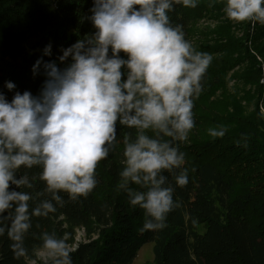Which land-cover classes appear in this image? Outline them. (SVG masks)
<instances>
[{"label":"clouds","instance_id":"clouds-1","mask_svg":"<svg viewBox=\"0 0 264 264\" xmlns=\"http://www.w3.org/2000/svg\"><path fill=\"white\" fill-rule=\"evenodd\" d=\"M176 5L198 6L196 0H93L86 19L95 30L61 47L59 63L43 58L52 56L51 43L34 63L33 76L45 77L37 95L5 82L14 95L9 101L0 91V237L12 242L15 259L28 254L32 218L64 207L61 192L71 201L86 198L99 183L97 165L121 143L117 189L144 210L140 231L163 230L168 215L182 207L173 199L176 187L189 183L180 145L196 127L194 102L213 55L198 51L183 25L173 24L169 13ZM223 11L229 20L264 26V0H227ZM122 127L135 135L118 139ZM207 131L222 138L227 128ZM34 167L40 171L30 178ZM37 181L45 187L36 195L51 199L30 210L34 196L25 189ZM69 236L43 233L42 248L53 264H73Z\"/></svg>","mask_w":264,"mask_h":264},{"label":"trees","instance_id":"trees-1","mask_svg":"<svg viewBox=\"0 0 264 264\" xmlns=\"http://www.w3.org/2000/svg\"><path fill=\"white\" fill-rule=\"evenodd\" d=\"M196 2L195 8L176 5L169 13L173 24L183 25L185 38L198 51L212 54L213 60L202 81L203 91L194 102L196 127L188 142L180 145L186 154L183 167L188 170L189 183L176 187L173 199L182 201V207L168 215V226L155 232L140 231L144 210L133 207L127 194L117 189L123 168L121 143L97 165L99 183L86 198L71 201L61 192L67 201L64 207L56 205L57 211L48 217L32 218V228L25 236L26 257L15 259L9 247L12 242L6 234L0 237V264H53L52 259L38 262L34 252V248L43 250L44 232L56 238L70 234L73 264H134L147 244L154 245V264H264V85L257 58L264 57V26L256 23L252 34L248 23L245 35L237 39L228 20L221 21L227 0ZM92 3L0 0V91L9 101L14 91L39 93L45 77L42 73L34 77L32 67L46 45L52 44L53 54L44 60H57L61 47L95 30L86 19ZM209 13L221 26L195 40V20ZM229 46L239 58L229 54ZM244 62H248L247 70L229 91V72ZM6 81L14 82L16 89L10 92ZM220 125L227 128L222 138L208 134L209 128ZM128 132L135 135V129H118V139ZM39 171L34 167L28 174L31 178ZM44 187L37 181L34 189H25L34 196L30 210L51 199L48 194L36 195ZM80 231L85 233L83 242L77 241Z\"/></svg>","mask_w":264,"mask_h":264},{"label":"rangeland","instance_id":"rangeland-1","mask_svg":"<svg viewBox=\"0 0 264 264\" xmlns=\"http://www.w3.org/2000/svg\"><path fill=\"white\" fill-rule=\"evenodd\" d=\"M225 16L226 14L223 16L224 18L223 17L221 18V21L228 20V23L230 24L232 28V32L237 39H241L242 36L245 35V31H246L245 25L246 24L248 25V23L251 25L252 34L256 32L255 31L256 25H253L251 22H248V21L236 22V21L229 20ZM194 23H193L194 25H193L192 30L194 32V35L196 34L195 40H197L201 35L207 34V32L209 31L210 32L215 31L217 27L219 28L221 26L220 25L221 23L216 21V19H214L210 13L203 14L202 16L197 18ZM229 54H233V56L235 55V58H239V54L235 52L232 46H229ZM257 58L260 63V68L262 70V75L259 77V79H260V82L264 85V57L257 56ZM247 65H248V62H244L243 64L236 66V68H233L229 72L228 74V80H229L228 90L229 91L238 86V84L236 83L238 81L237 78H239L242 75L241 74L242 72L247 70ZM84 237H85V233L83 231H80L78 233L77 241L83 242ZM153 247H154L153 244H147L143 246L141 251L138 253V256H137L138 258L135 260L134 264H154ZM36 257L38 259L37 260L38 262L47 261L49 259H52L48 256L47 252L44 250L37 253ZM30 264H37V262H30Z\"/></svg>","mask_w":264,"mask_h":264}]
</instances>
